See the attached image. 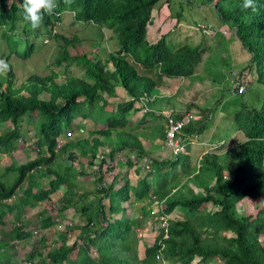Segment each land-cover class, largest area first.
<instances>
[{
  "label": "trees",
  "instance_id": "obj_1",
  "mask_svg": "<svg viewBox=\"0 0 264 264\" xmlns=\"http://www.w3.org/2000/svg\"><path fill=\"white\" fill-rule=\"evenodd\" d=\"M18 1L22 5L23 0ZM161 1L72 0L69 6L83 10L78 15L82 21L93 22V25L113 32L119 46L118 51L110 55L105 62L90 59L81 51H78V54L69 52L70 47H76V39L64 38V55H60L54 65L57 68H66L67 71L70 67H80L85 74L84 78H70L65 83L58 84L55 83V74L44 79L33 77L28 81L31 88L23 85L16 90V78L10 70L9 78L5 80V92H2L4 81L0 82V124H6L8 121L12 123V127L0 134L1 154L12 155L19 149L21 128L27 114L35 113L39 116L36 158L23 165L14 162L0 172V225L3 224L7 212L17 211L18 216H23L27 208L40 209L43 206L40 229L49 230L53 227L52 217L69 208L73 195H66L65 205L60 208L51 198L62 187L73 190L77 186L75 166L65 168L64 172H61L60 165L54 167V160L59 154L65 155L70 153L72 148L76 149L83 154V163L84 158L92 157L96 160L102 147L112 149L111 157L127 149L140 156L147 155L138 136L125 130L130 126L128 118L135 112V104L122 102L117 111L111 113L107 97H116L117 86L124 88L130 97L136 99L144 95L152 97L156 94L158 82L140 75L137 67L157 69L160 77L191 78L205 54L203 47L190 45H183L173 51L166 36L157 44L148 42L147 31L152 22V13ZM210 2L215 3L214 0ZM243 3L244 0H218L214 7L220 20L234 30L237 40L251 54L248 69L256 76L253 83L264 86V0H254L255 11L251 8L245 9ZM180 18L179 15L178 20ZM43 21L46 22L45 27H48L50 16L44 15ZM20 26L23 33H26L29 26L23 20V8L15 1L9 4V0H0V28L5 29L3 38L15 49L14 53L29 59L34 48L27 46L23 56L16 51L17 42L12 40L11 35H15ZM57 38L62 39L58 35ZM110 65L113 66L114 72L109 70ZM22 91L29 93V96H23ZM42 94H48L49 99H40ZM199 110L200 114L204 113L202 108ZM79 118L92 119L97 124L105 120L107 127L105 130L92 131L89 139L60 143V137H66L70 132L68 129ZM233 120L236 131L243 133L245 140L232 148L228 160H222L215 153H209L204 157L203 165L198 171L196 168L189 169L187 156H183L186 162L181 158L173 163L156 161L160 169L164 170L170 165L171 170L176 172L177 167L183 163L180 166V175L163 176L156 189L148 183V177H145L137 188H133L130 182L126 181L114 194L112 190L102 188L104 177L97 179L98 193H108L106 198L111 202V214L120 209L125 212L120 205L131 200V193L140 202L152 193L160 200H168L163 213H173L180 207L186 211L184 219L171 221L168 239H164L163 231L156 244L145 249L143 260L138 258L131 238L136 235L135 222L123 215L101 233V236L110 235L113 238L111 241L107 239L108 243L102 244L92 240L93 246L82 248L75 260L70 259L74 248L66 245L67 238L62 240L60 247L49 252H45L50 246L43 238L39 242L41 246L30 255L29 261L33 263L39 260L37 264H160L157 257L163 248V242L166 245L163 258L173 264H193L198 258L202 264H211L217 258L224 264H264V244L260 241L264 236V97L259 108L242 105L241 110L234 114ZM197 122L199 121L187 127L185 134L202 133L205 122L202 121L201 126H197ZM95 134L102 137H95ZM114 135L117 137L116 145L108 142V137ZM132 165L129 162V166ZM227 174L231 175L232 179H226ZM12 175L14 180L7 183L6 178L10 179ZM179 176L187 177L191 183L202 189V192L196 193L193 189H188L175 193L172 197L171 190L178 188L171 189L172 184L180 180ZM39 180H45L46 184H40ZM19 190L21 195L17 193ZM13 196L18 199L13 205L3 203ZM246 201L263 206L256 215L238 213L237 204ZM209 203L218 206V209L214 212L208 211ZM80 211L89 220L83 229L88 230L87 234L92 233V222H100L101 217L106 216L103 202L97 208V214H93L88 206L81 207ZM27 227L28 224L16 227L10 234L11 238L18 241L28 239L31 235L25 232ZM223 232L232 233L234 237L221 236ZM204 233L208 235L203 237ZM114 236L120 238L121 244L115 242ZM93 247H98L102 262L91 255ZM106 247L110 248V253L104 251ZM6 248L7 245L0 242V264L11 261L8 255L3 257Z\"/></svg>",
  "mask_w": 264,
  "mask_h": 264
},
{
  "label": "rangeland",
  "instance_id": "obj_2",
  "mask_svg": "<svg viewBox=\"0 0 264 264\" xmlns=\"http://www.w3.org/2000/svg\"><path fill=\"white\" fill-rule=\"evenodd\" d=\"M210 1L211 0H162L157 5V8L153 10L152 22H150V26H148L147 31V40L150 44H153L152 42L155 36H157V38L159 37L160 40L166 36V40L168 43L170 42L173 51H177V49L181 48L183 45H190L193 47L200 46L204 48L205 54L203 55L202 63L197 68L195 75L191 78L184 79V82L188 81L190 83H195L196 85H193L192 89L187 88V93L183 95L182 99H185L188 102V104L185 106V109H187L185 112H199L197 116L199 119H201L199 120L200 122H197V126H201L202 121L203 123L205 122L204 131L202 132L203 134H200L201 136L199 135L200 140H197L198 143L199 141L202 143L208 139L209 141L213 140V143L218 146V150H216V152L223 153V156L219 157H221L222 160H228L232 148L237 144L243 143L245 140L243 133L236 131L233 116L238 110H241L242 105L244 104H247L249 108H259L264 97V86L256 82L253 83V79L256 80V76L254 75V72L250 73L249 70V66L251 64V54L247 51V49H245L244 46H242L241 42L237 40L236 36L234 35V30L231 27L229 28L227 24L220 20L219 14L214 7L218 0H214L215 3ZM61 10H69V12L64 17L65 25L59 26L58 32L62 35L70 37V39L75 37L79 40L78 46L75 48L70 47L69 52L78 54V51H81L82 54L88 53L90 58L98 59V54L92 53L96 49V51L100 52L99 60L105 62V59L108 58V55L113 52V46L115 43H117L116 38H112L110 40L108 45L110 51L106 54V52H104V44L102 40L103 32H107V30L97 27L89 22L77 21L76 14L82 10L80 7L74 11L70 8L69 4H67L62 6ZM179 15L181 16L180 20H178ZM222 28L229 29V33L224 34ZM213 31H215L214 35H212ZM26 35L27 33H23V28L20 26L17 33L11 36L13 37L12 40L17 42L16 48L20 52H25L27 46L35 45L34 54L27 61H21L12 56L11 51L13 48L10 47L7 40L5 42L2 40V38H0V58L6 59L8 62H10V67H12L13 73L16 77V90L22 88L23 85H26L27 88H31L28 84V81L33 77L44 79L56 73L58 76H60V79L57 80V83H65L71 77H83L82 71L78 67L70 68L69 71H67L65 68L58 69L55 67L54 63L60 56L62 48L65 47L64 42L55 40L51 43L49 42L50 44H45V40L50 39L43 35L38 37H27ZM234 74L240 77L241 81H243V83L246 85V90L243 94L233 91L235 87H233L231 82L233 81ZM3 81V84H5L6 87L7 82L5 81V76H0V82ZM187 86L188 84L183 87V90ZM5 87L2 89L3 92H5ZM24 93L25 92H22V95L27 96ZM40 98L47 100L48 95L45 94ZM194 101L196 103H193ZM195 106L204 108V113L200 114V110ZM110 110L113 111L111 105ZM211 114L214 116V118H211ZM89 122L91 121L84 118H79L76 121V130L78 131L81 127H84L89 129L90 132L100 131L97 130L96 125H90ZM103 122L104 123L103 127H101V130H105L107 127L106 121L103 120ZM38 123L39 116L35 113H28L21 128L22 139L19 143L18 151L13 153L11 156H0L1 171L7 167H10L14 160L17 165H23L36 158L38 154L36 151V132ZM1 127L5 129L12 127V123L0 124V128ZM130 129L131 128L128 127L125 130L128 132ZM142 133L143 132H141V135ZM84 136L85 135H75V139L71 141L78 142L84 139ZM68 139L69 137L67 136V141H69ZM85 139H88V135L85 136ZM116 139L117 137L115 135L110 136L108 137V142L110 144L113 143L116 145ZM191 149L194 150V147H191ZM211 151L213 152V150ZM80 152L81 151H77L76 149L72 148L70 153H66L65 155L59 154L58 158L54 160V167L60 165L61 172H64L65 168L75 166L79 171V173L77 171L76 179L78 183H82L80 181V179L84 177L82 175H85L86 177H89V175L98 177L100 172L103 176L106 175L104 173L106 171L101 170L96 164L98 159L95 160L92 157L84 158L85 166L83 167V165H78L81 163L83 156V154ZM152 158L155 162L157 161L154 157ZM93 161L94 163L92 164ZM162 162L173 163L174 161L164 159ZM183 162H186L184 157ZM182 164L183 163H181L180 166ZM180 166L177 168L179 169ZM155 167L157 169L156 173L146 172L142 169V171L150 173V178H152L154 181L153 183H150L149 179L148 183L153 185L155 189L159 183L162 182L163 176H167L169 174V176L172 177L174 174H176V171L171 170L170 165L164 168V170L160 169V167L157 165H155ZM115 169L116 168H111L109 171H116ZM165 170L170 171L165 173ZM87 171L89 173H87ZM225 178L232 179L231 175L229 174H227ZM6 180L8 182H12L14 180V175H12L10 179L6 178ZM82 180L89 181L88 179ZM39 182L40 184H46L45 180H39ZM189 183L191 182H184L183 179H180L177 180L176 183L172 184L171 189L174 187H179L183 190H186L189 189ZM195 192L199 193L202 191L195 190ZM17 193L21 195L20 191ZM173 195H176L175 192H172V197ZM17 201L18 199L14 197L10 204L12 205ZM167 201L168 200L165 202ZM65 202L66 201L59 200L55 204L57 207H61L65 205ZM82 205L84 204H81L78 208L80 209ZM144 206H146V204ZM165 206H163V208ZM262 206L263 205L260 203L246 201L237 204V211L241 214L248 213L256 215ZM69 208H73V205L69 204ZM150 209L152 208L149 207L147 214H150ZM207 209L208 211L214 212L218 209V206L209 203ZM39 210L41 212L37 216H32L35 212H31L29 215L26 213V215L23 216H18L17 211L7 212L5 214L4 222L0 225V242L7 244V248L4 249V252L8 253V255L11 257V264L32 263L29 261V257L36 249H38L39 246H41L39 245L41 234L46 233L48 234V237L49 235L52 236L50 243H54V245H51V247L45 251L49 252L55 250V248L60 245L61 240L65 239V236L73 233L68 230L54 232L53 228L50 230H43V233L40 230V225L43 221L40 216L43 212V206ZM129 214L130 212L128 214L126 212L125 216L129 217ZM172 214H174L171 216L172 219L182 220L185 218L186 211L177 208ZM113 215L117 214L114 213L110 216L106 214L104 217L108 219V217H112ZM136 215L137 214L132 217V221L135 222L134 227H139L141 230H143L145 236L144 238H139L137 232L135 231L136 235H132L131 238L135 244L134 249L138 258L143 259L145 257V249L154 245L156 240L162 235L164 229H161L163 228V225L162 223H159L156 217H152V222H149L150 216L148 217L145 211L142 212V217L144 215L143 219L140 217V212L137 216ZM54 216L57 217V215ZM120 216L122 217V215ZM144 221H147V224L143 223ZM65 223L66 225H64ZM21 224H28L25 232L29 233L31 236L24 241L13 240L10 234L16 227H20ZM59 227H70L69 220H67L65 217H59ZM207 235V233H204L203 237H206ZM221 236L234 237L232 233L227 234L225 232L221 233ZM114 238L116 243L121 244L119 242L120 238L118 236H114ZM166 238H168L167 235ZM107 239V236H102V238H99V243L106 244L108 243ZM112 239L113 238H111L110 241ZM46 240L48 243L49 238ZM53 240H58V242H53ZM73 240L78 245L77 249L81 247L82 244H86L85 242L82 243L81 240L77 241L76 238H73ZM260 241L262 244H264V236L260 238ZM104 251L106 253H110V248L106 247ZM91 252L93 254V251ZM76 255L77 252L71 254L70 259L75 260ZM96 258L99 259L98 261H103L101 256L100 258L99 256H96ZM38 262L39 260H36L32 264H37ZM159 262L160 264H173L171 262L165 261L163 256L162 260ZM193 264L202 263H200V259L198 258L193 262ZM211 264H224V262L217 258L216 261Z\"/></svg>",
  "mask_w": 264,
  "mask_h": 264
},
{
  "label": "crops",
  "instance_id": "obj_3",
  "mask_svg": "<svg viewBox=\"0 0 264 264\" xmlns=\"http://www.w3.org/2000/svg\"><path fill=\"white\" fill-rule=\"evenodd\" d=\"M209 28H212V27H209ZM224 29L226 28H222V31H224ZM214 33L215 31H213L212 35H214ZM112 38L113 37L110 33L106 34L105 40H107L106 42L107 46L109 45L108 41L111 40ZM159 41H160V38L159 37L157 38V36H155L153 38L152 43L156 44ZM113 48H114V51H118L117 43L114 44ZM138 71L140 75L142 76H147L149 78L155 79L158 82V86H157L156 94L150 97L152 98V102H149V104H147L145 107L149 109L148 113L142 112V109H143L142 105L140 107L135 106V112L130 114L128 118L130 120L129 127L131 128L130 131L128 132H131L132 134L138 136L139 141L144 146L147 152V156L154 157L157 161L162 162L161 154L163 152L162 149L165 145L166 130H167L166 114H170V113L171 114H181L185 112V110H187L185 109V106L188 104V102L187 100L182 99L183 95L187 93L186 92L187 88L192 89V86L193 85L195 86L196 84L190 83L188 81L184 82L185 81L184 79L186 78L171 79L167 77H160L159 71L157 69L148 70V69L138 67ZM187 84L188 86L185 87L183 90V87L186 86ZM130 98L131 97L129 96L128 92L124 88H122L121 86H117L116 87V97H113V98L107 97L106 99L109 103V112L114 113L115 111H117L119 104H121L122 102H129ZM193 103H196V102L194 101ZM110 105L112 106L113 111L110 110ZM202 109L204 110V108ZM210 116L211 118H214L212 114ZM200 119L198 118L197 121H199ZM90 121H91L89 122L90 125L91 124L96 125L97 130H101V127H103V123H104L103 120H101L99 124H97L92 119H90ZM87 131H88V134L91 136V132L89 131V129H87ZM141 132H143L142 135H141ZM200 134H203V133H200ZM200 134H198V139H199ZM79 135H82V134H79ZM85 136H84V139L82 140H85ZM100 136L101 135L99 134H95V137H100ZM61 140L67 141V137H62ZM197 140L194 142L193 145H190L187 147V152L185 156L189 158L188 160V163L190 164L189 169L191 170L193 168H196V170L198 171L200 167L203 165L204 157L207 154L211 153L212 152L211 150H213L212 153H215L218 156H223V153L216 152V150H218V146L213 143V140L209 141L208 139L207 141H203L202 143L200 141L198 143ZM191 147H194V150L191 149ZM125 151L133 152L129 149ZM181 159H183V157ZM78 165H83L84 167L85 162L84 163L81 162ZM118 167L120 168L118 169L116 168V171L113 172V175H105V176L102 175V177H104V181H105L104 183H106L108 191L112 190L114 194L117 193L122 188V186L124 185V182L126 181H129L133 188H137V186L139 185V182L142 179H144L146 175V173L142 171V168L136 167L134 164L131 167L129 165L124 166V164H119ZM169 171L170 170H165V173H168ZM87 173L89 172L87 171ZM180 173L181 171L179 168L177 169L176 175H180ZM82 176H84L82 179H88L89 181H85V180L83 181L82 179H80L82 183H78V181L75 180L77 186H75L73 190L62 187L59 191H57L51 197L52 200L54 201H59V200L62 201V199H65V197H67L66 195L74 196L73 202L71 203L73 205V208H68L67 210L62 212V217H65L67 220H70V221L71 220L84 221V219H86L85 214H83L82 211H80L81 208L80 209L78 208L81 204H84L82 205V208L85 206L90 207L91 212H93V214H97V208L100 207L101 202H103V205L105 206V208L107 206V209H105L106 211L110 209L111 207L110 199L106 198V201L104 202L102 199L103 195L98 193L99 188L97 185V179L101 178L100 174L98 177L94 175H89V177H86L85 175H82ZM147 177H148V180L150 179V183H153L154 180L150 178L149 174L147 175ZM179 178L183 179L184 182L185 181L190 182V180L187 177L179 176ZM189 184H190L189 189H193L194 191L195 190L202 191V189L196 187L193 183H189ZM182 190L183 189L178 187L177 189H173L172 192L173 193L175 192L177 194L178 192ZM147 199H149V196L145 198L144 201ZM144 201L140 202L137 198H135V195L131 193V200L128 202H123L120 205L122 209H125L124 210L125 212H123V210L120 209L115 214L119 216L118 219H121L122 217L120 215L122 216L124 215V217H126L125 213L127 212L128 214L130 212L128 218L132 219V217L135 214L138 215L139 212L141 214L140 217H142V212L145 211L146 215L149 217L150 214H147V211L149 207L152 208V204H147L146 202L144 203ZM142 204L143 206L146 204V207H142ZM181 209L182 208L180 207V210ZM26 210L27 211H25L24 215H26V213L27 215H29L31 212H35V214H33L32 216H37L40 214V210L38 208L37 209L27 208ZM57 216L61 217L59 213H57ZM52 218H55V217L53 216ZM143 218H144V215L141 219ZM105 219L106 218L104 216L103 218L101 217V220L99 223L100 224L102 222L104 223ZM149 222H152V217L149 218ZM143 223L147 224V221H144ZM58 225L59 224H56L55 227L57 228ZM64 225H66V223ZM77 225L78 224H76V227ZM76 227L73 230L69 229V231L73 233H72V238L68 239V246H72L74 243H76L74 242L73 238H76L77 241H79L81 238V233L83 232V230L77 229ZM95 227H97V224L95 225ZM137 229L138 227H134V231H136ZM101 233L102 231L98 225V229H94L92 233L85 235L84 242L90 243V245L93 246L92 240H95V241L97 240L96 242H98L99 238H102ZM75 252H78V249H76L72 254H74Z\"/></svg>",
  "mask_w": 264,
  "mask_h": 264
},
{
  "label": "built area",
  "instance_id": "obj_4",
  "mask_svg": "<svg viewBox=\"0 0 264 264\" xmlns=\"http://www.w3.org/2000/svg\"><path fill=\"white\" fill-rule=\"evenodd\" d=\"M229 29H225L223 31L224 34L229 33ZM233 84L234 92H238L243 94L246 90V85L241 81V78L237 75H233V81L231 82ZM152 101L148 96L140 97L139 99H136L134 97L130 98V102H134L137 107L143 106L142 112L147 113L149 111L148 108H145L146 105ZM198 113L191 111V112H183L181 114H166V124H167V130H166V144L163 147V152L161 154L162 160L169 159V161H177L181 156H185L187 152V147L190 145H193L194 142L198 139L197 134H185V129L195 123L198 120ZM77 133L85 134L86 128H80V130L76 131ZM75 132H71L70 135L74 134ZM112 149L109 147H102L99 154L97 155L96 164L100 167L101 170L106 171L104 172L106 175H113L114 171H109L111 168H118L119 164L127 165L129 162H132L136 167H140L146 172H157V169L155 167L156 162L152 157L149 156H140V154H137L136 152H119L114 157H111ZM116 170V169H115ZM145 172V173H146ZM100 176H102V173H99ZM148 175L146 173L145 177ZM144 177V178H145ZM103 189H107L106 183L102 184ZM108 194L103 195V201H106V197ZM152 204V209H150V217H156L159 221V223H162L163 231L165 232L164 239L169 238V231H170V225L171 221L174 220L171 218L174 214L170 213H163V210H165L166 205L165 201L159 200L155 195H150L149 199L145 200L144 203ZM110 207V206H109ZM107 209V206H106ZM111 207L108 209L106 214L108 216L112 215ZM119 218L118 215H113L112 217H108V219H105V227H108V225L114 221H116ZM93 223L92 225H94ZM138 236L143 238L144 232L138 228L137 230ZM166 235L168 238H166ZM162 250L160 251L158 255V260H162V254L164 249L166 248L165 243L162 242Z\"/></svg>",
  "mask_w": 264,
  "mask_h": 264
},
{
  "label": "clouds",
  "instance_id": "obj_5",
  "mask_svg": "<svg viewBox=\"0 0 264 264\" xmlns=\"http://www.w3.org/2000/svg\"><path fill=\"white\" fill-rule=\"evenodd\" d=\"M63 2L65 3V5H67V4H71V2H72V0H63ZM64 5V6H65ZM57 7H58V0H23V3H22V8H23V20H24V22L30 27V29L32 30V31H36L37 29H39L40 27H41V25H42V23H43V18H44V15H49V16H51V15H53L54 14V12H55V10L57 9ZM243 7L245 8V9H249V8H251L253 11H255L256 10V6H255V4H254V0H244V3H243ZM70 8L71 9H73L71 6H70ZM74 11L76 10V9H73ZM83 10H81L80 12H77V14H76V17H78V15L82 12ZM67 12H69V10H67ZM81 22H85V21H82L81 20ZM89 23H92L93 24V22H89ZM104 29H106V28H104ZM111 33H113L112 31H111ZM112 35V37L114 38V34H111ZM76 39V47L78 46V42H79V40L77 39V38H75ZM102 42H103V44H104V51H107V49H108V46L106 45V40H105V36L103 35V40H102ZM110 42V41H109ZM108 42V43H109ZM157 44V43H156ZM118 45V44H117ZM118 49H119V46H118ZM95 51H96V49H95ZM117 51H114V49H113V52L111 53V55L112 54H115ZM137 67V66H136ZM11 70V68H10V65H9V63H8V61L6 60V59H3V58H0V76H6L7 75V73L9 72ZM109 70H110V68H109ZM111 71V70H110ZM112 72V71H111ZM145 96V95H144ZM147 96V95H146ZM141 97H143V96H141ZM132 98V97H131ZM140 98V97H139ZM150 98V97H149ZM150 99H152V98H150ZM130 102V101H129ZM150 102H152V101H150ZM134 103V102H133ZM135 104V103H134ZM149 104V103H148ZM136 106V105H135ZM137 107V106H136ZM148 113V112H147ZM90 120V119H89ZM194 124V123H193ZM70 132H68L67 134L68 135H66V137L68 136L69 137V141H71V140H73V139H75V135H79V134H81V133H77L76 131H71V130H69ZM71 132H75L73 135L71 134L70 135V133ZM82 135H88V137H90V135L88 134V131H87V129H86V133L85 134H82ZM62 141H65V140H61V137H60V139H59V142H62ZM8 168V167H7ZM6 169V168H5ZM5 169H3V171L5 170ZM2 170V169H1ZM149 175H150V173H148ZM147 177V176H146ZM103 184V183H102ZM60 190V189H59ZM20 191V190H19ZM21 192V191H20ZM21 194H22V192H21ZM105 194H108V193H104V194H102V195H105ZM150 195H155V194H150ZM149 195V196H150ZM108 196V195H107ZM156 196V195H155ZM17 198L16 196H13L11 199H13V198ZM103 197V196H102ZM157 197V196H156ZM103 199V198H102ZM160 200V199H159ZM62 201H64V199H62ZM161 201H166V200H161ZM57 201H54V203H56ZM60 208V207H59ZM104 208H105V206H104ZM106 209V208H105ZM41 212V211H40ZM105 212H106V210H105ZM107 213V212H106ZM35 214V213H34ZM57 215V214H56ZM59 215L62 217V213H59ZM55 217V216H54ZM60 217V218H61ZM86 219H88V217H86ZM85 219V223H84V221H73V220H69V223H70V227H64V228H60L59 227V225H58V227L56 228L55 227V225L56 224H59V217L57 216V217H55V218H53V227L52 228H54V232H57V231H61V230H68L69 231V229H71V230H73L75 227H76V224H78L77 225V229H80V230H83L84 228H85V225L87 224V221H89V220H86ZM118 220V219H117ZM115 222V221H114ZM93 223H95V225L97 224V227H95V225H92ZM113 223V222H112ZM111 224V223H110ZM109 224V225H110ZM98 225H99V228L101 229V231H102V233L109 227V225H108V227H105V222L103 223H99V222H92L91 224H90V227H92V232L94 231V229H98ZM139 228V227H138ZM51 229V228H50ZM49 229V230H50ZM41 230V229H40ZM42 232H43V230H41ZM49 232V231H48ZM137 232V231H136ZM44 233V232H43ZM87 233H88V230H83V232L81 233V238H80V240H81V242L83 243L84 242V237H85V235H87ZM55 235H57V234H55ZM137 235H138V233H137ZM139 237V236H138ZM48 239L49 238V242H48V244H49V246L51 247V245H54V243H50V240L52 239V236L51 235H49V237H48V234H41V238H40V240L41 239ZM67 238V242H66V245L68 246V239H70V238H72V234H68V236L67 237H65V239ZM107 238H108V240H110L112 237L109 235V236H107ZM139 238H141V237H139ZM144 238V237H143ZM22 241H24V240H22ZM100 241V240H99ZM99 241H98V243H99ZM53 242H58V240H53ZM156 242H157V240H156ZM156 242L154 243V245L156 244ZM62 245V240H61V243H60V245L58 246V247H60ZM153 245V246H154ZM77 243H74L72 246H68V247H72V248H74V251L77 249ZM153 246H149V247H153ZM49 247V248H50ZM57 247V248H58ZM86 247H92L91 245H90V243H86V244H82V246L81 247H79L78 248V252H77V255H78V253L80 252V250L82 249V248H86ZM56 249V248H55ZM93 250V255H94V259H97L96 258V256H99V258H100V251H99V249H98V247H93L92 249H91V251ZM53 251V250H52ZM73 251V252H74ZM76 255V256H77ZM91 255H92V252H91ZM71 256V255H70ZM162 256H163V254H162ZM145 258V257H144ZM143 258V259H144ZM143 259H140V260H143ZM157 259H158V257H157ZM97 260H99V259H97ZM158 261H161V260H158ZM29 264H32V263H29Z\"/></svg>",
  "mask_w": 264,
  "mask_h": 264
},
{
  "label": "water",
  "instance_id": "obj_6",
  "mask_svg": "<svg viewBox=\"0 0 264 264\" xmlns=\"http://www.w3.org/2000/svg\"><path fill=\"white\" fill-rule=\"evenodd\" d=\"M13 1H15V3H17V5L20 7V8H22V5L19 3V1L18 0H9V4H11V2H13ZM62 6H64V3H62V1L61 0H58V7H57V9L55 10V12H54V14L53 15H51L50 16V18H51V22L48 24V27H45V24H46V22H44L43 21V23H42V25H41V27L39 28V29H37L36 31H32L31 29H30V27H28L27 29H26V33H27V37L28 36H31V37H38V36H40V35H43V36H45L46 38H49L50 40H48V39H46L45 40V44H50L51 42H53V41H55V40H60V41H62V42H64V44H66V42L64 41V38H67V39H69V40H74L75 39V37L74 38H72V39H70V37H68V36H65V35H62V34H60L59 32H58V27L59 26H64L65 25V19H64V17H65V15L68 13L67 12V10L66 11H62L61 10V8H62ZM47 16H49V15H47ZM54 17H57V18H59V20H56ZM77 18V21H81V19H80V17H76ZM48 21V20H47ZM105 30H107V32H103V35L104 36H106V34H108V33H111V30H109V29H105ZM4 31H5V29H2V28H0V38H2V40H4L5 42H6V39L5 38H3L4 37ZM57 35L59 36V37H62V39H59V38H57ZM110 41V40H109ZM108 41V42H109ZM50 42V43H49ZM106 42H107V40H106ZM33 48H34V51H35V45H31ZM65 48V47H64ZM64 48H62V52H60V55L62 56V55H64ZM114 49V48H113ZM13 51H15V49H12V51H11V54H12V56H14V57H16L17 59H19V60H21V61H27L28 59L26 58V59H24V58H22V57H19L16 53H14ZM16 51L17 52H19L21 55H25V54H23L24 52H20V51H18V49H16ZM110 51V49L108 48L107 49V51H104V52H106V54L108 53ZM92 53H95V54H98V59H99V51H94V52H92ZM33 54H34V52H33ZM32 54V55H33ZM85 55H87V56H89L88 55V53H84ZM31 55V56H32ZM110 55L111 54H109L108 55V58H106L105 59V61L107 60V59H109V57H110ZM31 56H30V58H31ZM60 57V56H59ZM59 57H58V59H59ZM29 58V59H30ZM90 58V57H89ZM57 59V60H58ZM91 59V58H90ZM56 62V61H55ZM8 63H10V62H8ZM10 65V64H9ZM65 66H67V65H65ZM11 68V71H12V74L14 75V73H13V69H12V67H10ZM71 68V67H70ZM76 68V67H75ZM79 69H80V67H78ZM110 68H111V70H112V72H114V70H113V66L112 65H110ZM58 69H62V68H58ZM66 69V68H65ZM67 70V69H66ZM81 70V69H80ZM9 74H10V71L7 73V75L5 76V80L6 79H8L9 78ZM55 75L57 76V78H56V82L55 83H57V80H59L60 79V76H58L56 73H55ZM82 75H83V77H84V73L82 72ZM15 76V75H14ZM82 77V78H83ZM16 78V77H15ZM71 78H76V77H71ZM32 79V78H31ZM70 79V78H69ZM68 81V80H67ZM16 83V82H15ZM58 84H61V83H58ZM5 87V84H3V88ZM2 88V89H3ZM6 88H7V86L5 87V90H6ZM16 89V88H15ZM3 92V91H2ZM22 92H25L24 94H26L27 96L26 97H28L29 96V93H27L26 91H22ZM43 95H45V94H42V95H40L39 96V98L41 97V96H43ZM48 95V94H47ZM24 96V95H23ZM41 99V98H40ZM48 99H49V96H48ZM47 99V100H48ZM43 100V99H42ZM28 115V114H27ZM26 118V117H25ZM7 123H11V122H7ZM7 129V128H6ZM5 130V128H3V127H1L0 128V134L3 132ZM68 130H71V131H77L76 130V123L73 125V126H71ZM37 133V132H36ZM21 142V141H20ZM61 143V142H60ZM18 151V150H17ZM15 153V152H14ZM0 156H11V155H8V154H1L0 153ZM14 162H15V160H14ZM13 162V163H14ZM29 162V161H28ZM12 163V164H13ZM16 163V162H15ZM17 164V163H16ZM0 172H2L1 170H0ZM6 182L7 183H9L7 180H6ZM104 183V182H103ZM106 190H108V189H106ZM11 200L12 199H9V200H5V201H3V203L4 204H8V205H10L11 206V204H10V202H11ZM14 204V203H13ZM12 204V205H13ZM143 207H146V206H143ZM7 245V244H6ZM5 255H8V253H6V252H3V257L5 256ZM9 256V255H8ZM10 257V256H9ZM7 264H11V262L10 263H7ZM13 264H15V263H13ZM16 264H18V263H16Z\"/></svg>",
  "mask_w": 264,
  "mask_h": 264
}]
</instances>
